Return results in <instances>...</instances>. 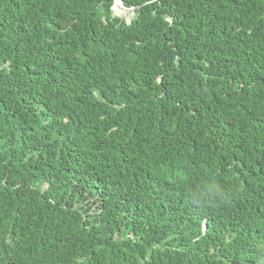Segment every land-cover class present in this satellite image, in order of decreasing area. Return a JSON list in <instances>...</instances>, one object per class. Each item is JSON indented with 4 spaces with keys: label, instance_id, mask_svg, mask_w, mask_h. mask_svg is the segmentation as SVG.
Listing matches in <instances>:
<instances>
[{
    "label": "trees",
    "instance_id": "1",
    "mask_svg": "<svg viewBox=\"0 0 264 264\" xmlns=\"http://www.w3.org/2000/svg\"><path fill=\"white\" fill-rule=\"evenodd\" d=\"M115 1L0 0V264H264V0Z\"/></svg>",
    "mask_w": 264,
    "mask_h": 264
},
{
    "label": "rangeland",
    "instance_id": "2",
    "mask_svg": "<svg viewBox=\"0 0 264 264\" xmlns=\"http://www.w3.org/2000/svg\"><path fill=\"white\" fill-rule=\"evenodd\" d=\"M113 10H114V14L121 17H126L127 19L132 14V10L124 8L122 3H120L119 5H114Z\"/></svg>",
    "mask_w": 264,
    "mask_h": 264
},
{
    "label": "water",
    "instance_id": "3",
    "mask_svg": "<svg viewBox=\"0 0 264 264\" xmlns=\"http://www.w3.org/2000/svg\"><path fill=\"white\" fill-rule=\"evenodd\" d=\"M121 3H122V1L121 0H119ZM117 2V0L115 1V3ZM126 9H129V10H134L135 8H126Z\"/></svg>",
    "mask_w": 264,
    "mask_h": 264
},
{
    "label": "bare ground",
    "instance_id": "4",
    "mask_svg": "<svg viewBox=\"0 0 264 264\" xmlns=\"http://www.w3.org/2000/svg\"><path fill=\"white\" fill-rule=\"evenodd\" d=\"M121 2L118 0L117 1V3H116V5H119ZM264 4V3H263ZM262 6V5H261ZM260 13H261V11H260ZM262 20V19H261Z\"/></svg>",
    "mask_w": 264,
    "mask_h": 264
},
{
    "label": "clouds",
    "instance_id": "5",
    "mask_svg": "<svg viewBox=\"0 0 264 264\" xmlns=\"http://www.w3.org/2000/svg\"><path fill=\"white\" fill-rule=\"evenodd\" d=\"M124 8H126L125 6H123Z\"/></svg>",
    "mask_w": 264,
    "mask_h": 264
}]
</instances>
